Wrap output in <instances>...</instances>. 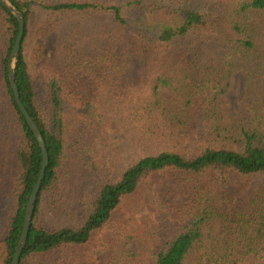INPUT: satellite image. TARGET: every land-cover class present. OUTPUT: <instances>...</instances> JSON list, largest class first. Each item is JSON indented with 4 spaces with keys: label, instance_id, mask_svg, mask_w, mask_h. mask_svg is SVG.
<instances>
[{
    "label": "trees",
    "instance_id": "obj_1",
    "mask_svg": "<svg viewBox=\"0 0 264 264\" xmlns=\"http://www.w3.org/2000/svg\"><path fill=\"white\" fill-rule=\"evenodd\" d=\"M8 1L26 22L16 82L49 153L20 264H48L109 231L116 235L105 264H264V180L249 204L228 187L234 178H264V50L255 20L264 0ZM74 15L110 17L114 26L101 31L95 52L64 40L57 63L33 74L29 44ZM18 33L17 18L0 3V151L6 146L13 164L0 168V264H12L43 164L8 74ZM238 71L245 113L225 123L220 100ZM108 135L113 142L104 141ZM185 137L192 138L188 155L168 149ZM124 148L133 156L120 169ZM158 179L166 182L152 195L156 224L136 252L134 232L113 217ZM86 182L93 190L81 200L85 223L48 228L45 205L65 216Z\"/></svg>",
    "mask_w": 264,
    "mask_h": 264
},
{
    "label": "rangeland",
    "instance_id": "obj_2",
    "mask_svg": "<svg viewBox=\"0 0 264 264\" xmlns=\"http://www.w3.org/2000/svg\"><path fill=\"white\" fill-rule=\"evenodd\" d=\"M255 20L260 26L261 47L264 50V11ZM113 26L114 24L110 17L84 18V16L74 15L65 18L50 36L39 38L29 44L26 58L32 73L35 74L42 64L54 65L57 63L61 56L62 42L64 40L74 42L77 45V50L95 52L97 49L96 41H101L102 39L101 31L104 28L111 29ZM215 57V51L212 48L209 51V58L215 61ZM244 75L243 71L235 73L228 94L220 100L219 115L225 123H230L235 118L238 120L244 117L245 103L237 92L239 80ZM262 83L264 84V80H262ZM108 125L112 130L118 128L117 120L111 116L108 118ZM112 138V135H108L104 141L113 142ZM5 147L3 146L0 151V168L2 170H8L13 166L12 160L4 152ZM100 148L106 154H109V157L113 156L111 152L114 148L111 149L105 144H101ZM168 149L188 155L193 150L192 138L185 137L182 140L173 141ZM123 156L125 162L119 165L120 169H123L130 163L133 153L129 149L124 148ZM263 180L264 178L260 177L241 182L238 178H234L228 187L233 192H237L246 204H249L250 198H252L255 190ZM165 182L162 179H158V181L149 187L144 188L136 196L126 201L119 212L113 217V225L116 227L123 225L126 229L130 228L131 232H134L135 237L130 244V249L133 251L139 252L141 250L143 231L148 227H154L156 224L154 205L151 204L152 195L155 192L163 190ZM234 182L243 184V187L235 186ZM92 190V185L88 182L83 187L76 189L74 194L69 198L68 212L65 216L53 214L46 204L41 221L50 229H58L65 226L81 227L88 217V213L82 208V196L84 194H91ZM115 235L116 233L113 231L99 233L85 246L70 247L57 253L56 259L48 264H105L111 257ZM189 264H193L191 259L189 260Z\"/></svg>",
    "mask_w": 264,
    "mask_h": 264
},
{
    "label": "water",
    "instance_id": "obj_3",
    "mask_svg": "<svg viewBox=\"0 0 264 264\" xmlns=\"http://www.w3.org/2000/svg\"><path fill=\"white\" fill-rule=\"evenodd\" d=\"M0 3L5 8H7L10 12H12L13 15L17 18V20L19 22V33H18V36L16 37V42H15V45L13 47V50L10 54L9 61H8V74H9V79H10V83L12 86V90L14 92L15 101L19 107L20 112L23 114L25 120L27 121L26 123L29 125L30 129L34 133V136H35V138H36V140H37V142L41 148L42 158H43L42 170H41L40 176L37 180V183L33 189V192L30 196L27 208L25 209L26 215H25V221H24V225H23L22 234H21L20 240L18 242V245L16 247V251H15L13 260H12V264H20L21 257L23 254V250L27 244L29 232H30L31 225L33 222V217H34V213H35L34 208H36L37 199H38L39 193H40L41 188H42V183H43V180L45 177L47 167L49 165V153H48L47 145H46L45 139L43 137V134H42L38 124L35 123V120L33 119V117L28 112V110H27V108H26V106H25V104L21 98V94H20V91H19V88H18V85L16 82L15 67H16L17 58L21 52L23 37L25 36V26H26L25 17L23 16V14L19 10L14 8L9 3L8 0H0Z\"/></svg>",
    "mask_w": 264,
    "mask_h": 264
}]
</instances>
